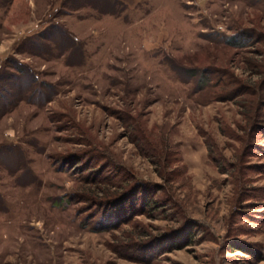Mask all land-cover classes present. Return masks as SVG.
<instances>
[{
  "label": "rangeland",
  "instance_id": "1",
  "mask_svg": "<svg viewBox=\"0 0 264 264\" xmlns=\"http://www.w3.org/2000/svg\"><path fill=\"white\" fill-rule=\"evenodd\" d=\"M0 264H264V0H0Z\"/></svg>",
  "mask_w": 264,
  "mask_h": 264
}]
</instances>
